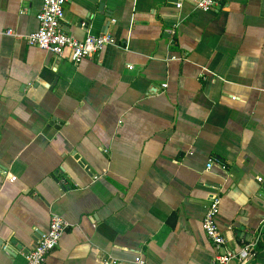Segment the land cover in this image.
I'll return each instance as SVG.
<instances>
[{
  "label": "crops",
  "instance_id": "1",
  "mask_svg": "<svg viewBox=\"0 0 264 264\" xmlns=\"http://www.w3.org/2000/svg\"><path fill=\"white\" fill-rule=\"evenodd\" d=\"M196 1L68 0L66 33L114 39L74 64L27 43L42 0H0V264H25L54 214L70 227L42 264H214L216 191L225 246L256 235L264 0Z\"/></svg>",
  "mask_w": 264,
  "mask_h": 264
},
{
  "label": "built area",
  "instance_id": "2",
  "mask_svg": "<svg viewBox=\"0 0 264 264\" xmlns=\"http://www.w3.org/2000/svg\"><path fill=\"white\" fill-rule=\"evenodd\" d=\"M68 0H42V6L37 13L38 27L25 36L28 44L44 49L56 56H65L74 64L85 58L96 57L102 49L114 42L110 33L86 34L83 38L70 36L62 27L64 6ZM221 0H197L196 7L207 11ZM6 33H10L7 30ZM212 165L208 162L207 167ZM261 181V178H258ZM220 196L217 191L211 195L207 210L202 218V227L207 238L211 240L216 250L213 263L229 264L235 260L238 264H248L259 251V244L264 237V220L256 235L239 250L225 246L215 217L218 211ZM70 227L69 222L58 215H52L47 231L41 233L32 248L25 254V264H42L46 255L58 244L63 232ZM138 264H145L144 260L137 258ZM105 264H113L115 260H105Z\"/></svg>",
  "mask_w": 264,
  "mask_h": 264
},
{
  "label": "water",
  "instance_id": "3",
  "mask_svg": "<svg viewBox=\"0 0 264 264\" xmlns=\"http://www.w3.org/2000/svg\"><path fill=\"white\" fill-rule=\"evenodd\" d=\"M12 243H14V241H11ZM22 244H18L17 248H21Z\"/></svg>",
  "mask_w": 264,
  "mask_h": 264
},
{
  "label": "trees",
  "instance_id": "4",
  "mask_svg": "<svg viewBox=\"0 0 264 264\" xmlns=\"http://www.w3.org/2000/svg\"><path fill=\"white\" fill-rule=\"evenodd\" d=\"M221 161V160H220ZM222 162V161H221ZM222 164H223V162H222ZM224 165V164H223Z\"/></svg>",
  "mask_w": 264,
  "mask_h": 264
}]
</instances>
